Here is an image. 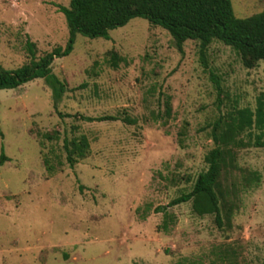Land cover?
Listing matches in <instances>:
<instances>
[{
  "label": "rangeland",
  "instance_id": "1",
  "mask_svg": "<svg viewBox=\"0 0 264 264\" xmlns=\"http://www.w3.org/2000/svg\"><path fill=\"white\" fill-rule=\"evenodd\" d=\"M230 3L239 19L264 10V0ZM68 4L0 0V68L28 63L27 40L37 60L64 48L69 31L57 6ZM107 35L76 34L71 53L53 60L65 85L55 105L42 78L0 90V264H264V148L254 146V130L238 137L222 171L221 228L191 202L156 212L206 170L214 122L254 110L264 61L247 69L214 41L204 70L198 42L180 53L141 18ZM102 117L118 120H85ZM81 137L84 158L72 155L71 166L64 144Z\"/></svg>",
  "mask_w": 264,
  "mask_h": 264
},
{
  "label": "trees",
  "instance_id": "2",
  "mask_svg": "<svg viewBox=\"0 0 264 264\" xmlns=\"http://www.w3.org/2000/svg\"><path fill=\"white\" fill-rule=\"evenodd\" d=\"M57 8L64 15L69 31L65 47L54 48L37 60L35 45L27 40L28 63L14 71L0 68V90L15 89L30 80L42 78L51 89L55 105L65 92V85L52 75L51 64L55 58L71 53L75 35L107 39L108 31L123 27L134 18L145 19L152 26L165 30L180 53L185 42H198L199 60L204 70L208 69L207 51L214 41L233 49L247 69L264 61V10L239 19L233 14L230 0H69L68 7ZM210 80L219 97L223 94L219 79L210 74ZM85 120L103 122L118 119ZM249 130L256 132L254 146L264 148V94L257 98L254 110L234 109L214 122L210 132L214 147L204 157L206 170L198 174L190 192L173 199L156 212L191 202L196 215L213 216L215 225L221 228L227 196L221 188V174L232 166L234 149L239 146L238 137ZM69 145L70 149L66 143L64 148L68 153L67 160L73 166L75 160L71 156L84 158L87 142L81 137ZM4 160L5 157L1 156L0 164Z\"/></svg>",
  "mask_w": 264,
  "mask_h": 264
}]
</instances>
